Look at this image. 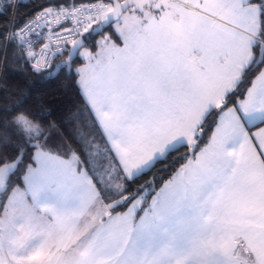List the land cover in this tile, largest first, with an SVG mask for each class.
Returning a JSON list of instances; mask_svg holds the SVG:
<instances>
[{
    "label": "snow or ice",
    "instance_id": "obj_1",
    "mask_svg": "<svg viewBox=\"0 0 264 264\" xmlns=\"http://www.w3.org/2000/svg\"><path fill=\"white\" fill-rule=\"evenodd\" d=\"M41 8L0 30V264H264V0ZM61 67L83 106L32 104Z\"/></svg>",
    "mask_w": 264,
    "mask_h": 264
},
{
    "label": "trees",
    "instance_id": "obj_2",
    "mask_svg": "<svg viewBox=\"0 0 264 264\" xmlns=\"http://www.w3.org/2000/svg\"><path fill=\"white\" fill-rule=\"evenodd\" d=\"M11 3V7L8 5ZM48 0H32L31 2H24L20 0L14 10V0H0V30L10 26L12 20L21 24L28 16L34 11L41 9V5H47ZM115 40L116 37H114ZM119 41V40H118ZM67 57H58L57 62L65 60ZM80 66L79 62L74 67ZM5 75L10 84L19 85L18 90H23L25 87L24 80L11 71V66L7 72L0 73ZM29 83L27 88L29 90V100L32 104L40 106L43 105L47 109H51L53 113L64 111H75L77 107L83 106L81 97L77 94L76 89L72 86V82L65 75V69L61 67L60 71L51 77H41L29 73ZM47 113H42L46 115ZM211 135V132L208 133ZM203 143H207L205 137ZM203 146V144H201ZM187 149H180L175 155L179 156ZM182 163V161L180 162ZM180 163H176L173 167V160L171 157L168 159L167 170L165 165L157 164L156 168L149 172L144 179H151L155 174L159 180L160 176L167 178L175 169L180 167ZM139 183H143L140 180ZM158 190V188H157Z\"/></svg>",
    "mask_w": 264,
    "mask_h": 264
},
{
    "label": "built area",
    "instance_id": "obj_3",
    "mask_svg": "<svg viewBox=\"0 0 264 264\" xmlns=\"http://www.w3.org/2000/svg\"><path fill=\"white\" fill-rule=\"evenodd\" d=\"M20 0H14V10H15V8H16V6H17V4H18V2H19ZM22 1H24V2H31L32 0H22ZM40 11H42V8L41 9H38V10H36V11H34L30 16H28L24 21H26L27 19H29L31 16H34L36 13H38V12H40ZM24 21L21 23V24H23L24 23ZM12 22H13V20H12ZM11 22V23H12ZM11 25V24H10ZM39 47V46H38Z\"/></svg>",
    "mask_w": 264,
    "mask_h": 264
},
{
    "label": "crops",
    "instance_id": "obj_4",
    "mask_svg": "<svg viewBox=\"0 0 264 264\" xmlns=\"http://www.w3.org/2000/svg\"><path fill=\"white\" fill-rule=\"evenodd\" d=\"M115 40V39H114ZM116 42L119 44L120 43V41H118V40H116ZM122 46V45H121Z\"/></svg>",
    "mask_w": 264,
    "mask_h": 264
}]
</instances>
